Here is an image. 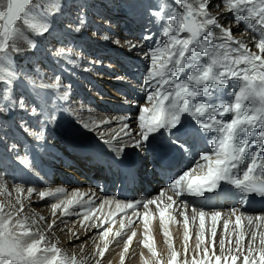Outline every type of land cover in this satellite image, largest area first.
<instances>
[{
  "label": "snow or ice",
  "instance_id": "6c2138e0",
  "mask_svg": "<svg viewBox=\"0 0 264 264\" xmlns=\"http://www.w3.org/2000/svg\"><path fill=\"white\" fill-rule=\"evenodd\" d=\"M227 10L236 18L237 23L244 21L246 30L258 34L255 48L258 51L250 50L243 40L234 38L231 28L223 27L218 16L210 14L212 7L211 0H179L183 6V13L165 14L164 6L161 3L158 10L150 14L166 20L165 33L167 42H158L155 48H150L148 56L150 66L145 74L144 84L148 87L147 101L150 106H140L137 117L138 131H132L127 122L130 118L124 115L113 117L118 119L121 127L119 131L110 134L100 133L101 139L112 145L115 142L118 155L114 156L111 165L122 168L133 178L135 168L131 162L124 159L125 150L122 144L124 136L131 137V146L137 150H153L154 163L161 169L169 166V150L191 151L197 140H205L211 144V151L203 150L199 154V161L196 167L201 174H194L192 169L182 171L175 179L171 180L170 187L177 197L187 193L188 195L205 197L206 193L218 194L223 191L221 182L232 185L236 194L241 199L252 195H259L264 198V0H223ZM84 5L80 6L78 13L72 17L67 25L66 32L71 34L85 31L86 14ZM217 9L219 5L216 6ZM153 9V5H149ZM63 15V8L59 0H51L45 5L41 0H0V62H9L14 53L20 51L16 47V41L20 36L18 23L23 22L36 35L44 36L54 31L57 16ZM170 29V30H169ZM214 29H219L220 35L211 43L207 37L213 34ZM186 34V35H182ZM97 33L93 32V36ZM104 40L109 37L105 35ZM144 39H150L145 37ZM31 46L36 48L35 42ZM137 45H129L130 49ZM68 51H71L70 49ZM64 48L53 52L54 57L68 55ZM208 57L207 63H203L197 53ZM186 73V78H182ZM230 81H236L237 86L233 88L231 99L214 103L213 93L220 92L223 86L229 85ZM32 86L33 89H60L62 79L56 75L51 84L43 83L27 73L20 75L16 70L6 67L0 70V88L3 89L5 110H23L27 116L43 113V108L33 105L24 92L19 89ZM16 91L15 99L9 96L10 92ZM39 95V93H37ZM197 97H200L198 100ZM67 100V92L62 94ZM185 114L191 117L193 122L185 124ZM230 115V119L226 117ZM55 120V115L40 121V127L31 131L28 121L21 116V127L30 131L37 141L45 137V129L50 121ZM107 119L101 120L100 124H107ZM93 125L98 127L96 121ZM86 128L88 124L84 125ZM167 140L153 148V142L157 137H164ZM210 137V139H209ZM255 146V150H253ZM13 144L10 151H15ZM17 155H19L17 153ZM28 168H34L33 161H29L27 155L19 161ZM246 164V167L243 165ZM206 169V170H205ZM23 189L16 187V191ZM31 194L34 189L28 188ZM64 189L57 188L54 191H41V199L55 197L63 193ZM163 195V193H161ZM170 203L160 207L157 200L143 202L147 210L149 205H156V212L159 215V225L166 238H169V223H179L175 215L170 211L177 201L168 197ZM17 203L22 205L18 199ZM79 200L68 199L53 204V210L62 207L61 216L69 215V209L79 204ZM140 202L121 201L116 202V207L121 213L131 209L133 214L142 219L144 226V238L140 243L151 253V260H145L144 264H162L157 259V252L153 245L152 237L148 233L149 223L154 214L145 211L142 216L136 213L135 209ZM94 201H88V209L83 214L82 226L98 229L100 239L104 242L102 247L98 246V255L105 256L109 249L111 240L120 238L123 240V251L120 253V264H124L125 254L133 238L138 234L135 231V222L129 216L127 221L121 216L118 231L113 232L111 216L101 219L95 216V209L92 207ZM101 207L103 205L101 204ZM4 205L0 204V264H77L75 257L61 258V250L55 245H48L42 233H34L25 220L13 221L11 212H4ZM184 209L178 212L183 217L184 228V251L188 252L189 240V215ZM236 209L232 210L235 215ZM55 214V211H54ZM208 214L203 209H192L191 220L195 223L198 219V231L195 233L196 253L189 261L185 258L181 264H264V232L259 234V247H255L257 233L251 232V239L248 241L247 250L243 246L245 234L241 229V216H236L235 221V249L231 247L232 240H228V253H225L226 240L223 236L219 238L220 253H215V238L217 229L215 227L221 218L220 211H213L210 214L213 227L211 236L213 243H205V225ZM99 221L97 223L96 221ZM257 221H264V217H257ZM84 221H90L85 225ZM108 223L109 227H104ZM249 225L253 223L248 220ZM225 231L229 226V220L223 221ZM50 228L52 225L49 226ZM131 230L127 235L126 231ZM230 235V234H229ZM126 236V238H125ZM38 237V238H37ZM111 237V240H110ZM201 245H204L203 255L200 256ZM213 251L210 254L209 248ZM170 255L167 264H177L179 253L172 250L171 242H168ZM242 258V259H241ZM97 264H101L98 260Z\"/></svg>",
  "mask_w": 264,
  "mask_h": 264
},
{
  "label": "rangeland",
  "instance_id": "374dc122",
  "mask_svg": "<svg viewBox=\"0 0 264 264\" xmlns=\"http://www.w3.org/2000/svg\"><path fill=\"white\" fill-rule=\"evenodd\" d=\"M140 1L144 3L145 5L147 4L143 0H140ZM41 2L47 6L51 3V0H41ZM115 2L116 4L113 3L112 0H59V3L61 4L63 8V15L57 16V22H56L54 31H52L51 34H46L44 36L36 35L22 21L18 23V28L20 30V36L18 37L16 41V47L19 48L20 51L13 54L12 60L9 61L10 67L16 70L17 73L20 75L27 73L33 78L37 79L38 81H41L42 79L43 83H48V84H51L54 82V78L56 75H59L61 77L63 86L60 89H56V90H59L60 92H63V93L67 92L68 98L65 101H61L60 99H57L58 102L55 101V103L58 104V112L61 113L62 117L58 119L59 113H57L54 123L57 124L56 123L57 119H58V122L64 119L62 120V128L64 127V129H66V127L69 126V128H71V131L75 133H79V131L80 132L82 131V133L87 134L90 130L84 126V123L79 124L78 118H76L75 116H72V112L82 110L86 113V110H89V106H92L93 108L97 110L101 109L99 105H97L95 96H92L91 92H95V94H98L100 96H108L115 100L113 102H108L104 100L102 101L103 103L108 104L109 110L102 109L101 111L104 113L112 114L110 118H113V117L118 118L119 115H124L128 117L129 114L131 113L130 111L129 112L119 111V108L121 106L125 107L127 105V107H129V104L126 103L124 99L115 97V95L113 94V92H117L116 86L120 85L121 83L114 84L113 83L114 80H111L113 84H110L108 81H105L99 77L93 76V74H99L100 76L118 75L120 71L109 70L106 67H103V65L95 66L93 62H89L87 60V58H93V59H96V61L98 62H101L104 60L110 61V56H109V59L108 58L105 59L104 57H101L100 54L96 52V50H94L93 47H91V49L85 48V45L91 44L92 46L93 44H100V43L106 42V44H108L110 48L116 49L115 50L116 52L114 51L111 52V50H106L105 51L106 53L112 54L114 58H117V59L121 58V60H122V57H126L125 54H123L127 52L126 45H129L130 43H132L133 41H131L130 39H133L134 37H136V35L134 34L128 35L125 32L126 30L124 31L122 30L121 26L119 27V30L121 32L117 33L113 29H111L109 26L102 25L101 23H97L94 21L95 18H101L110 23L112 22L111 24L113 25H119L120 19L126 18V15L129 14V7H132L134 5V12L135 11L137 12L139 10L137 7L138 0H115ZM151 2H153L154 4L162 3L167 6L170 5L169 0H151ZM173 2L179 5L178 7L182 12L184 11L182 4L179 3V0H173ZM81 5L85 6L84 7V12L86 14L85 31L81 33L73 32L71 34H68L66 32L68 22L72 17H75L77 15L78 10L80 9ZM91 5H95L97 8H93V7L91 8ZM216 6L211 7V10H210L211 15L213 13L215 14V12L218 11L221 7H224L223 5L220 4L219 8L217 9ZM112 12H114L113 15H111ZM116 13L117 15L115 16ZM214 14L213 16H217V14L215 15ZM228 19L229 21L230 19L232 20L231 17H228ZM228 19L221 21V25L225 28H227L228 26L227 25ZM93 32L97 33V35L93 36ZM241 32H243L242 29H239L237 33H241ZM121 34H124V35H121ZM105 35L109 37L108 40L103 39ZM207 39L211 43L215 39V36H208ZM120 40H122L121 43H119ZM32 42L36 43L37 45L36 48H33L31 46ZM60 48H64L66 51L70 49L71 51H68L67 56L54 57L53 52ZM132 56L136 57V54ZM126 58L129 59L128 57ZM135 59L136 58H130L129 60H135ZM117 62L115 63V65H119V61ZM111 69H115V66L111 67ZM120 76H121V73L119 74V77ZM135 78L138 79L139 75L135 74ZM126 84L129 85V83H126ZM105 85L106 87H104ZM127 85L124 86L125 90L128 88ZM29 86L30 85H27L26 87L19 89V91L24 92L26 97L30 99L31 101L29 105V110H30L33 105L38 106V103L35 101L34 97L32 96L30 92V89L32 88V86L31 87ZM50 91H51L50 93H52L50 97L54 96L52 89H50ZM9 96L15 99L17 96V92L16 91L10 92ZM50 97L48 101H50ZM54 99H56L55 96H54ZM73 99H78V101L74 102ZM116 100H118V102ZM10 102L11 101L4 100L3 89L0 88V174H3L1 175L2 178H4V174H6L7 177H9V178H4L0 180V204L4 205V209H3L4 212L5 213L11 212L13 215V221L17 219L25 220L27 225L30 227V229L34 233L36 232L42 233L45 236V240L48 245L55 244L60 250H64L66 253V256H68L69 258L75 257L77 264H93L94 262L91 261V258L89 255V249H91V247L94 246L95 251H99L98 246L102 247L100 246V244L102 243V240L100 239V236H99L100 230L94 229L92 231L91 233L92 236L88 238L89 241L87 242L85 246L82 243L86 240V237L82 239L66 240L67 238L66 232L68 230L67 229L68 224L65 223L64 228L61 227L60 224H58V221L54 224L53 220L50 221V217L52 216V214H49L47 211L49 210L50 212V209H51L50 207L53 204L54 199L46 197L43 199V201L37 200V201L31 202L29 201L30 197L35 196V195L38 196V191L32 192L30 194V197H25L24 194L22 193L23 191L22 192L16 191V186H28L29 184V182L26 181L25 172L28 176L31 175V171H29L24 164H21L19 162L20 158H23L25 157V155H27L24 152V144L22 142V138H24V140L27 141L31 145L32 151L36 155H37V152H40V151L42 152L44 150V146H40V144L35 141L36 140L35 137L32 134H30L29 130H26L25 128H22L20 126L21 116H24L25 121H28L30 124L31 131L38 130L39 123L42 120L40 117L41 113H38L32 116H27L23 112V110H18L15 108L11 110H5V104L10 103ZM71 108H78V109L71 110ZM136 112L137 110L132 112V120H134L135 116H137ZM87 123L88 124L92 123V121L88 120ZM135 125H136V120H135ZM75 126L77 127L76 129H75ZM113 126H114L113 130L119 131L121 124L118 119H112V123L110 122L107 124L99 125L98 127L95 126V128L96 130H102L103 128L107 129ZM86 136H90V135H86ZM57 137H61L67 140L66 135L63 134V132H61V129H59ZM54 138H55V134H54ZM54 138L52 139L54 140ZM97 139L99 142L100 141L99 138ZM62 142H63L62 139L60 143L56 140V142L54 143V147H50V151L54 153V148L57 151H60V146ZM100 143L105 144V142H100ZM13 144L16 145V149L15 151H10L9 149L12 148ZM128 151L129 152H132V151L141 152V150H137L133 147H131ZM17 153L19 155H17ZM62 155L65 156L66 154H62ZM140 155L141 153H138V157ZM90 157L92 160H94V157L92 155H90ZM27 158L30 161V158L28 156ZM55 158L58 159V157H55ZM59 159L62 160V157L59 156ZM72 162L74 163V161ZM54 163L56 165H60L58 164V161H55ZM8 164L14 165L16 168L15 169L13 168L11 170L7 169ZM44 167H45V164H44ZM57 178H61V177L59 176ZM85 183L89 185L88 181L84 182V184ZM160 184L162 183L159 182V186ZM35 185H37L36 187L43 186L39 183H36ZM45 185L46 184H44V187ZM49 185L50 184H47V186ZM80 185H83V184H80ZM151 188H154V187L152 186ZM150 193L157 195L158 190H153ZM150 193H147L148 196L150 195ZM64 194L65 193L61 194L60 196L62 197L64 196ZM137 195L138 194L136 193L135 194L136 198H132L130 202H133V201L140 202L137 204V206L143 205V202H146L147 197L142 196L143 198L142 199L140 198V195H139V198ZM18 199L22 202V205H23L22 207L20 203H17ZM190 207H193V206H190ZM228 208L231 209L230 207ZM56 211L57 210H55V212ZM136 213H138L139 216H142L144 212L137 211ZM129 214L130 216L133 215V221L135 222V226L138 225L140 228L144 227L142 219H139L137 215H134L133 210L129 211ZM119 216L120 215L116 213L114 215V218H117ZM176 220L179 221L177 218ZM153 221L158 226L159 217H156V218L154 217ZM96 222L99 223L98 220ZM50 225H52L51 228L49 227ZM107 226H108V223L104 225V227H107ZM180 229H184L183 223H181L180 221L179 223H174V228L170 234V238L172 237L175 230H180ZM235 236H236V233H234L233 237H231V240L233 242L235 241ZM110 240H111V237H110ZM245 240L246 239L244 238L242 242L243 244L246 242ZM212 243H213V238L212 237L207 238L206 244L211 245ZM214 243H215V248H214L215 253L217 255L221 254L220 251L217 252V247H216L217 241H215ZM172 248H173V244H172ZM244 249L246 253L247 247H244ZM209 251L211 254L213 249L210 247ZM189 252L190 251L188 248V252L187 253L184 252V253L186 255H189ZM181 256L179 257V260L181 259ZM100 258L101 257L98 256L97 261L100 260ZM101 261L102 259L100 260V262ZM103 262L107 263V261H103ZM94 264H97V262H95Z\"/></svg>",
  "mask_w": 264,
  "mask_h": 264
},
{
  "label": "bare ground",
  "instance_id": "6f19581e",
  "mask_svg": "<svg viewBox=\"0 0 264 264\" xmlns=\"http://www.w3.org/2000/svg\"><path fill=\"white\" fill-rule=\"evenodd\" d=\"M112 1H113V3L116 4L115 0H112ZM188 2H192V0H188ZM211 4H212V7H214L216 5H220L221 2H220V0H211ZM92 7L97 8L95 5H91V8ZM113 14H114V12H112L111 15H113ZM215 14H217L220 24H221V21L228 19V17L232 18L231 13L227 10L226 6L221 7L218 11L215 12ZM116 15H117V13L115 14V16ZM94 21L97 23H101L102 25L109 26L111 29H113L117 33L121 32L119 30L120 25H113V24H111L112 22L110 23V22L105 21L104 19H101V18H95ZM227 21H228L227 28L232 29L234 38L236 40H243L248 45L250 50L258 51V49L255 48L256 40L254 38H252L251 36H249L248 34H246L244 32L237 33L239 29H242V26H240V24H238L235 21H232L231 19H230V21H229V19ZM130 28H131V25H129L127 27V29H130ZM134 29L136 31L137 26H135ZM121 35H124V34H121ZM134 35H136V37H134L133 39H130L133 42L130 43L129 45L134 44L137 46L135 48L130 49L129 45H126L127 52L123 53L129 59L135 57V56L133 57L132 55L136 54L139 51H142V46L140 45V42L137 39V33H135ZM184 35H186V34H184ZM219 35H220L219 29H214L213 34L210 36H215V38H216ZM121 41L122 40H120L119 43H121ZM91 47H93L94 50H96V52H98L100 54V56L104 57L105 59L106 58L109 59V56H110V61L104 60V61L98 62V61H96V59L87 58V60L89 62H93V64L95 66H102L103 65V67H106L107 69H111V67L115 66V69H111V70H114V71L119 70L118 66H116L114 64L117 62V59L114 58L112 56V54L105 52L106 50H111V52L112 51L116 52L115 51L116 49L110 48L108 46V44H106V42L100 43V44H93L92 46H91V44L85 45L86 49H91ZM117 53H115V54H117ZM197 55L203 59L204 55H202L199 52L197 53ZM143 59H146L144 54H143V56H141V59H139V60L143 61ZM6 67H10L9 62H0V70H3ZM93 76L99 77L105 81H108L110 84H113V83L114 84H120L118 82H119V80H122V78H120L121 76L119 77V75L100 76L99 74H93ZM182 78H184V76H182ZM111 80H114V82L112 83ZM128 81H131L130 84L132 86H136V84H137V80H135V79L134 80H128ZM228 86H230L229 87L230 91L227 93V96L225 98L226 101L230 100L232 98L231 93L233 92V88L237 86V82L236 81H230ZM29 87H31V86H29ZM104 87H106V85ZM28 91H29V89H28ZM52 91H53V95L55 96L56 99H54V96L50 97V95L52 94V93H50L51 92L50 89H41L39 87H37L35 89H33V88L30 89V92H31L32 96L34 97L35 101L38 103V106L43 108V113L40 114V117L42 120L48 119L53 114L55 115V118H56V115L59 112H58V104H56L55 101L58 102L57 99H60L61 101H65V99L62 98L63 92H60L59 90H56V89H52ZM110 91H111V89H110ZM37 93H39V95H37ZM91 94H92V96H95L96 103H97V105H99V107L101 109L97 110V109L93 108L92 106H89V110H86V113L82 110H78V111L72 112V116H75L76 118H78L79 124L84 123V125L88 122V120L98 121V122H96L97 125H103V124H100L99 121L104 120V119H107L112 123V118H110L112 114L104 113L101 111L102 109L109 110L108 104L103 103L102 101L104 100V101H108V102H113L115 100L108 97V96H100L98 94H95V92H91ZM113 94L115 95V97L124 99L125 102L129 104V110L131 109V111H130L131 113L128 116L130 119L127 122L129 123V128L132 131H137V128L135 125L136 116H135V119L132 120V112L137 110V107L134 106L135 102L132 100L130 101L129 99H127V97H125L124 95H121L117 92H113ZM217 95H220L221 97L224 96V94L222 92L218 93ZM49 97H50V101H48ZM212 99H215V98L212 97ZM73 100H74V102L78 101V99H73ZM116 101L118 102V100H116ZM142 105L144 106V104H142ZM75 109H78V108H71V110H75ZM119 116H121V115H119ZM61 117H62L61 113H59L58 119ZM98 118H100V119H98ZM58 119L56 121L57 124H55L54 121H50L47 124V127L45 129V137L43 140H41V141L35 140L36 142H38L40 144V146H44V150L41 152V154L43 156L42 159H43V162L45 164V167L42 168L41 170L39 168H36V167L35 168L26 167L29 171H31V175L26 176V181H28L29 184H28V186H20L23 189L22 190L23 192L22 191H20V192H22L25 197H30V194L28 193L27 189L33 188L34 189L33 192L38 191V196L35 195V196L30 197L29 201H31V202L37 201V200L43 201V199H41L39 196V192L48 191V190L54 191L57 188H62V189H64V192H63V193H65L64 196L61 197L60 195L63 193H60L55 197H50L51 199H54L53 204H58L61 201L67 202L68 199L79 200L80 203L74 207H71L69 209V215H67V216H61L62 207L56 209L57 211L54 214L55 210H53V208H52L53 204L50 207L51 208L50 212H49V210H47V211L49 214H52V216L50 217V221L53 220L54 224L58 221V224H60V226L63 228H64L65 223L68 224L67 225L68 230L66 232V236H67L66 240L82 239V238L86 237V240L82 243L85 246L87 244V242L89 241L88 238L90 236H92L91 233L94 230V228L84 227L81 224V221L83 220V214L89 207L88 201L90 199L92 201H94V204L92 205V207L95 209V216H98L100 218H102V217L105 218V217H108L112 213H115V214L118 213L120 215L117 218H114V216H111L110 226L112 227L113 232L120 230L119 224H120L121 216H123L125 221H127V218L130 216L129 211H131V209L127 210L126 214L121 213L120 210L116 207V202L119 200H115L114 198H112L109 195L101 196L95 192V189L92 188V186L84 184V182L88 181V179L86 177H84V176H86V174L97 172V169L95 168V166L92 165V163H96V162H94V160L91 159L90 155H87L86 157H79L77 154H71V155H73L72 161H74V163L71 164V167L66 168L61 164L56 165L54 163L55 162L54 160L56 158L54 157V153L50 151V147H54V143L56 142V140L60 143L61 139L63 140L65 145H71V144L74 145L75 143L85 141L86 144L88 143L89 146L101 149L108 154L116 156V155H118V153H117V146L115 145V142H113L112 145H109L107 143H105L106 145L100 143V142H104L100 136L101 132H104L107 135V134H110L111 132H114L115 130H113L114 126L107 128V129L103 128L102 130H96L93 123H89V124L87 123L88 124L87 128L90 130L87 134L82 133V131L81 132L79 131V133H75V132L71 131V128H69V126H67L66 129H64V127L62 128V120H64V119L60 120L59 122H58ZM226 119H229V118L226 117ZM190 122H193L191 120V117L185 116V124L187 125ZM39 127H40V123H39ZM76 128L77 127L75 126V129ZM59 129H61V132H63V134L66 135L67 140L63 139L61 137H57ZM54 134H55V139H56L55 141L52 139V138H54ZM86 135H90V136H86ZM97 138H99V140H100L99 142H98ZM96 139H97V141H96ZM122 144H123V147L125 150L124 157H126L128 150L132 147L131 146V137L124 136L123 140H122ZM209 146L211 147V145H209ZM60 150L64 154H66L64 152V150L62 149V145L60 146ZM253 150H255V146H253ZM183 154H184V151L175 152L176 157H180ZM138 162H139V165L137 166V170L140 173L139 174L140 177H142V179L145 180V185H149L150 188L152 186L154 187L151 189L149 187H147L146 192L150 193L153 190H158L157 195L150 193L149 196L148 195L145 196V197H147L146 201L157 200L160 202V207H165L166 204L171 202L168 200V197L171 196L173 200L177 201V203L173 205V209L170 211L173 213V215H175V217L181 223H183V217L179 216L178 212L181 210H185L184 209V203L186 202V204H187L186 212L189 215V240L187 242L188 248L190 251L189 255H186L184 253L185 252L184 251V247H185L184 229L175 230V232L173 233L171 238H170V236H169V238H166L163 234V231L160 228V225L158 224V226H157L152 219L151 223H149L148 233L152 237L151 242L153 243V245L156 249L157 259H160L162 264H167V261H168L169 255H170V250L168 248V242H171V244H173L172 250H175L179 253V255L177 257V264H181V262L185 258L189 259V261H190L196 253L197 241L195 239V233H196V231L199 230L198 229V224H199L198 219L195 223H193V221L191 220L192 209L195 207H190L191 206L190 203H192V202H187L184 199L177 198L174 194H171L169 192H164V190L162 188H160V186L162 184H160V186H159V182L162 183V181L160 179H158V177L155 176V174H152V168H151L150 162L147 159V155H144V153H142V150H141V155L138 157ZM74 167L77 168L76 169L77 172L73 170ZM192 170H193L194 174H196V175L201 174L200 169L198 167H194ZM50 171H52L51 172L52 176L47 177L45 172L50 173ZM79 174H81V175H79ZM1 175H3V174H0V180H2L4 178H9V177H7L6 174H4V178H2ZM59 176L61 178H57ZM97 177L99 178V176H97ZM24 181H25V179H24ZM140 181H139V183H140ZM151 181H152V183H151ZM36 183H39L43 186L36 187L37 186V185H35ZM44 184H46L45 187H44ZM47 184H50V185L47 186ZM80 184H83V185H80ZM221 184L223 187V191H220L218 194H213V193H206L205 194V197L209 199L207 202L213 204V206H214L215 204L217 205L218 202L224 201L225 198H232L233 197V199L236 200L237 203L243 204L245 206L243 207L242 211H238L236 209L237 211H236L235 215L232 214L233 209L228 208V207H230V208H232V207L230 205L226 206V204L223 205L222 209H218V210L217 209H203L209 216V218L206 219V225H205V243L207 241V238L212 237L211 236V228L213 227V224H212V221L210 219V214L213 211H220L221 212V218L218 220V222L215 225V227L217 229V237L215 238V241H217V246H216L217 252L220 251L219 238L221 236H223L226 240V247H225V253L224 254H229L228 253V247H229L228 240L231 239V237H233L234 233H236L234 231V229H235V221H236L237 215L241 216V229H240V231H242L245 234V239H246L245 241L246 242L243 244L244 247L248 246V241L251 239V232L252 231H255L257 233V238H256L254 246L259 247L260 246L259 245V234L261 232H264V221H257L256 218L257 217H264V208H260V207L252 204V203H254V201L252 199L253 196H249V197H245V198L241 199V196L239 194H236V190L234 189V187L226 186L225 182H221ZM157 186H159V187H157ZM144 192L145 191L141 189V191L137 192V194H138L137 196L139 197V195H140V197H142L141 195L144 194ZM161 193H163V195ZM124 203H128V202L125 201ZM101 204L103 205V207H101ZM212 208H216V207H212ZM198 210H200V209H198ZM137 211H141V212L150 211L154 214L155 218L159 217L158 213L156 212V205H154V204L149 205V208L147 210L143 207V205H138L136 207V212ZM131 217L133 219V215ZM226 219L229 220V226H228L227 231H225L224 226H223V221ZM249 219H251L253 221V223L251 225H249V223H248ZM58 224H56V225H58ZM84 224L85 225L90 224V221H84ZM107 227H109V224ZM173 228H174V223H169L168 224L169 234H171ZM135 231L137 232L138 235L133 238V241L131 242V244L129 246V251H128V253L125 254L124 264H144L145 260H151V253L148 251L147 248H145L140 243V240H142L144 238V227L140 228L138 225H136ZM126 234L130 235L131 230H127ZM125 238H126V236H125ZM103 243L104 242L102 241L100 246H103ZM203 246L204 245H201V248H200L201 255L197 256L196 257L197 259L202 258ZM231 247L233 249H235V243L233 241H232ZM94 248L95 247L93 246V247H91V249H89V255H90L91 261L95 263V262H97V257L99 255H98V251H95ZM122 251H123V240L120 238H117L116 240H112L111 244L109 245V249L105 251V256L100 258V260L102 259V261H101L102 264H120V253ZM181 254H182V256H181ZM65 256H66L65 251L61 250V258L65 257ZM180 256H181V259L179 260ZM66 257H68V256H66ZM103 261H107V263H104ZM238 264H240L239 261H238Z\"/></svg>",
  "mask_w": 264,
  "mask_h": 264
}]
</instances>
